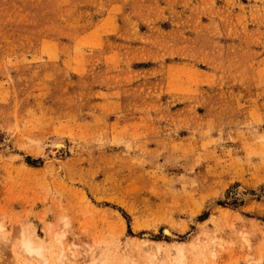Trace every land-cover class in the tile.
I'll list each match as a JSON object with an SVG mask.
<instances>
[{"label":"rangeland","instance_id":"1","mask_svg":"<svg viewBox=\"0 0 264 264\" xmlns=\"http://www.w3.org/2000/svg\"><path fill=\"white\" fill-rule=\"evenodd\" d=\"M69 258L264 264V0H0V264Z\"/></svg>","mask_w":264,"mask_h":264},{"label":"bare ground","instance_id":"2","mask_svg":"<svg viewBox=\"0 0 264 264\" xmlns=\"http://www.w3.org/2000/svg\"><path fill=\"white\" fill-rule=\"evenodd\" d=\"M55 144V143H54ZM60 144H56V146H58ZM165 233H169V231L166 229ZM170 234V233H169ZM20 245H21V249L22 251L27 254L30 257H41L44 259V262H47V260L45 259V257H42L41 255V249L39 246L35 247V244L33 246V241L29 240L27 238V236H22L21 241H20ZM72 260V258L69 259H64L62 261V264H66V263H70ZM78 260V259H77ZM76 260V262H77Z\"/></svg>","mask_w":264,"mask_h":264}]
</instances>
